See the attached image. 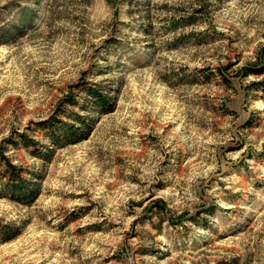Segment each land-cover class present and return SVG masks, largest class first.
<instances>
[{
	"label": "rangeland",
	"instance_id": "obj_1",
	"mask_svg": "<svg viewBox=\"0 0 264 264\" xmlns=\"http://www.w3.org/2000/svg\"><path fill=\"white\" fill-rule=\"evenodd\" d=\"M260 67L264 0H0V146L38 190L0 197V264H264Z\"/></svg>",
	"mask_w": 264,
	"mask_h": 264
},
{
	"label": "trees",
	"instance_id": "obj_2",
	"mask_svg": "<svg viewBox=\"0 0 264 264\" xmlns=\"http://www.w3.org/2000/svg\"><path fill=\"white\" fill-rule=\"evenodd\" d=\"M252 72L256 75L264 74V67L253 69ZM258 84L264 85V80ZM82 92L85 93V102L83 106H87V102L91 103L92 109H94L93 114L110 113L114 110L116 100L109 92H105L98 87L85 88ZM64 102V106H75L78 104L71 97H67ZM87 108L88 107H84L83 110L88 111ZM69 118H73L80 126L66 124L61 119L57 121L52 119L49 122L41 123V126L48 132V142L53 146L77 143L83 138L82 136L87 135L89 132V128L91 127L86 124V115H70ZM19 136L20 142L27 148L37 146L36 141L28 139L23 135ZM10 140H12V138ZM11 142H13V140ZM48 150L51 151L53 149ZM31 153L36 157L42 156L35 150L31 151ZM23 172L21 167L13 164L10 158L6 156L5 149L0 146V197L8 198L12 202L23 205H30L36 200L38 197V190L31 179L23 176Z\"/></svg>",
	"mask_w": 264,
	"mask_h": 264
}]
</instances>
